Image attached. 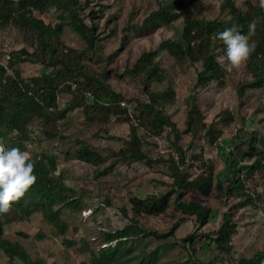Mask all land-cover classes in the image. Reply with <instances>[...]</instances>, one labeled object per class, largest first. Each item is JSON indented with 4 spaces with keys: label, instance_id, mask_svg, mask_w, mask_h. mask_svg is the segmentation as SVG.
Wrapping results in <instances>:
<instances>
[{
    "label": "rangeland",
    "instance_id": "374dc122",
    "mask_svg": "<svg viewBox=\"0 0 264 264\" xmlns=\"http://www.w3.org/2000/svg\"><path fill=\"white\" fill-rule=\"evenodd\" d=\"M85 2L86 0H81ZM85 9L86 21L95 27L98 43L93 52H84L87 64L95 71H108L107 81L111 87L121 93L126 100L121 107L130 110L133 122L138 124L139 112L135 108L148 101L143 85L138 77H131L127 69L132 68L143 52L156 50L166 41H179L184 20L187 17L206 20H227L229 15L220 11L217 0H184V5L173 11L179 17L171 24H159L139 33L130 30L132 25H141L144 20L163 4L178 0H88ZM236 5L245 9L247 0H234ZM261 4L262 0H248ZM97 18L92 19V17ZM55 12L41 16L47 23L55 22ZM63 39L74 49L83 51V40L69 27L64 28ZM22 46V34L15 28L0 29V63L6 64L7 53ZM160 67L166 71L161 84H152L151 89L158 92L174 91V97L164 112L176 124V132L166 131L161 136H151L144 130L139 135L145 140L143 150L146 161H119L110 151H118L122 142L130 135V123L118 122L114 117L103 124L87 118L81 111H72L65 119L45 128V132L55 134L53 139L41 136L37 125L30 131L38 142L27 148L34 157L53 156L57 168L53 173L61 177L69 187L80 193V207L74 209L65 204L57 205L61 217L69 224L65 235L59 234L55 227L45 220L41 213L27 215L29 199L12 203L7 213L0 214L4 223L1 238L21 244L33 260L44 264H80L89 262L92 256L104 247H114L116 242L108 243L106 234L115 233L130 224L132 200L151 195L171 193L168 210L158 216H142L138 219L142 229L160 235L174 233L168 238L157 239L154 236L127 241V247L134 252L123 258L121 264H138L144 254L152 253L151 264H177L191 257L192 263L213 264L219 259L216 246L207 239L200 238L194 247L183 240L195 233H208L217 230L223 223L227 212L237 224L232 236L234 261L250 259L256 253L264 252V174L258 173L249 180L252 193L258 191L262 201L257 208L239 206L237 199H226L215 183L211 194L202 195L197 190L187 191L183 199L197 201L211 209L212 214L204 227L198 224L194 215H183L177 209L172 193L171 157L177 161L181 157L175 152L176 133L180 135L179 144L186 153V170L196 177L203 165H212L215 180L221 179L225 170L228 152L237 141V135L244 136V146L248 155L243 163L251 164L249 154L252 143L263 150L264 136V90H248L243 97L236 92L238 82L249 79L245 62L239 66L225 63L227 74L225 84L213 82L206 88H197L195 95L203 122L212 125L214 142L203 136V132L194 135L187 131V99L192 95L197 81V69L187 59H178L167 51H161L157 57ZM45 68L25 63L21 71L26 78L42 74ZM73 90L76 89L72 86ZM71 95L60 90L59 104L63 108ZM92 103V99L89 98ZM115 137L117 140L110 139ZM81 141H87L104 156H110L101 165H93L77 158ZM111 165L112 168H109ZM227 184L224 185L226 187ZM123 210L128 211L126 216ZM6 218L8 221H6ZM144 251V252H143ZM0 264H20L11 255L0 250ZM218 264V263H217Z\"/></svg>",
    "mask_w": 264,
    "mask_h": 264
},
{
    "label": "trees",
    "instance_id": "16d2710c",
    "mask_svg": "<svg viewBox=\"0 0 264 264\" xmlns=\"http://www.w3.org/2000/svg\"><path fill=\"white\" fill-rule=\"evenodd\" d=\"M220 11L229 15L227 20H206L187 17L184 20L182 35L179 41L166 40L156 50L143 52L132 68L127 69L131 77H138L143 85V91L148 98L140 103L135 110L139 112L138 124L132 123L130 110L121 107L125 97L115 91L107 81L108 71L97 72L86 61L84 52H93L98 43L94 25L86 21L85 9L88 0H0V29L15 28L22 34V46L7 53L6 64L0 63V142L6 146H15L27 152L32 143L38 142L30 131V126L37 125L41 136L53 139L56 135L45 132V128L59 120L65 119L72 111H81L87 118L108 123L112 117L118 122L130 123V135L126 139H118L123 144L118 151H110L119 161H146L144 152L145 140L139 135L142 129L151 136H161L167 130L176 132V124L164 112L174 97L173 90L158 92L151 89L152 84H161L166 78V71L157 62L159 53L163 50L178 59H187L197 69V81L192 95L186 101L187 131L194 135L207 136L214 142L212 125L203 122L195 92L197 88H206L213 82L225 84L227 70L225 63L226 46L215 37L217 31L236 25L238 30L249 35V41L255 43V50L245 61L249 79L238 82L236 92L243 97L248 90H264V6L245 2V9L239 8L234 0H217ZM184 0L163 4L152 12L141 25H132L130 30L139 33L159 24H171L179 17L173 9L184 5ZM55 12L56 21L47 23L41 16ZM97 16L92 17V19ZM255 19V29L249 32V23ZM69 27L84 42L83 51L74 49L63 39L64 28ZM25 63L40 65L47 69L42 74L30 78L24 77L21 66ZM72 86L76 89L73 90ZM71 95L63 108L59 104V92ZM91 98L92 103L89 101ZM110 139L117 140L115 137ZM175 152L181 157L177 161L171 157L172 193L176 194L175 205L183 215H194L199 225L206 226L212 211L197 201H185L184 193L198 191L208 196L217 184L218 190L226 199H237L239 206L257 208L262 201V195L248 187L249 180L258 173L264 174V136L263 150L252 143L253 159L251 164L243 163V157L248 150L243 142L244 136L237 135V141L228 152L225 160V170L221 179H216L212 165H203V170L196 176L186 170V153L179 144L180 135L176 133ZM110 155V156H111ZM104 156L87 141H81L77 150V158L93 165H101L110 157ZM34 163L36 183L20 200L29 199L30 207L27 215L41 213L43 218L52 224L59 234L65 235L69 224L61 217L57 205L65 204L74 209L80 207L81 195L75 189L66 185L61 177H56L57 165L53 156H30ZM111 165L109 168H112ZM227 184L226 187L224 185ZM171 193L151 195L146 198L132 200V217L129 225L115 233L106 234L108 243L116 242L114 247H104L92 256L89 262L80 264H121L127 254L134 252L133 247H127V241H134L154 236L157 239L168 238L174 233L160 235L142 229L138 219L142 216H158L170 207ZM128 216V211L123 210ZM6 221L8 219L6 218ZM4 223L0 215V250L11 255L20 264H44L41 260H33L27 251L16 242L1 238ZM237 224L227 212L223 223L217 230L208 233H195L186 237L183 242L194 247L200 238L211 241L218 251L219 259L213 264H264V252L256 253L250 259L234 261L231 258L232 236ZM144 252V251H143ZM138 264H151L152 253H143ZM177 264H193L191 257ZM195 264H200L199 262Z\"/></svg>",
    "mask_w": 264,
    "mask_h": 264
},
{
    "label": "clouds",
    "instance_id": "9594fccd",
    "mask_svg": "<svg viewBox=\"0 0 264 264\" xmlns=\"http://www.w3.org/2000/svg\"><path fill=\"white\" fill-rule=\"evenodd\" d=\"M255 26L254 19L249 23L250 33ZM215 37L226 46V59L232 66L245 62L255 50V43L249 41V35L241 33L236 25L217 31ZM36 180L34 163L29 154L0 142V214L7 213L12 203L23 197Z\"/></svg>",
    "mask_w": 264,
    "mask_h": 264
}]
</instances>
